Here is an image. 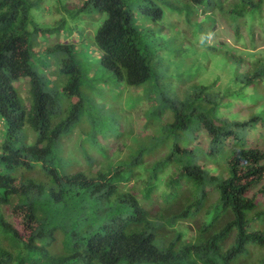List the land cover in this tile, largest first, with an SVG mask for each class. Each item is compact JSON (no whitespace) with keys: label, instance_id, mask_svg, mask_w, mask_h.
<instances>
[{"label":"trees","instance_id":"obj_1","mask_svg":"<svg viewBox=\"0 0 264 264\" xmlns=\"http://www.w3.org/2000/svg\"><path fill=\"white\" fill-rule=\"evenodd\" d=\"M226 1L85 0L77 11L107 15L94 40L88 34L100 65L125 89H143L127 103L143 100L156 126L145 142L129 138L126 160L86 173L66 156L63 136L87 113L86 139L121 134L111 104L123 94L111 103L87 95L99 92L72 43L86 37L76 28L68 29L76 39L41 49L66 55L47 81L30 49L31 0H0V264H233L249 244L264 264V229H251L264 226V53L207 45L203 60L224 75L210 85L166 59L199 47L178 30L164 35L170 11L204 41L208 20L194 18ZM227 17L236 30L253 28L264 0L230 2Z\"/></svg>","mask_w":264,"mask_h":264},{"label":"rangeland","instance_id":"obj_2","mask_svg":"<svg viewBox=\"0 0 264 264\" xmlns=\"http://www.w3.org/2000/svg\"><path fill=\"white\" fill-rule=\"evenodd\" d=\"M214 1L219 2V0ZM233 1L235 0H227L224 4V10L216 8L214 13L208 12L205 7L203 9L206 12L201 14L200 17L194 18V22L196 23L200 21V18L208 20L205 21L207 35L204 37V41H199L196 38L193 28L189 24L187 25L183 18L177 17L171 11L169 12L170 18L166 22L167 24L163 31L164 35H173L175 30H178L182 34L181 38L190 40L194 46L199 47H197V54L190 52L189 54L181 55L176 53L175 56L177 57L166 59L170 62L174 60L178 63L184 61L185 72L183 74L185 76L191 74L193 80L198 84L210 85L219 75L224 76L219 63L215 61L208 63L206 60H203L204 56H201V52L207 45L225 44L239 52L264 53V20L260 22L257 19L253 28H250L247 24H241L240 28L236 30L235 25L227 17L228 5ZM31 2V17L38 25V29L33 24L28 25V29L31 32L30 49L33 52L34 67L42 75H46V80L50 81V74L56 70L53 62H57L58 58H65L66 55L61 52L50 55L43 54L40 52L41 49L64 42V36L70 39H76L75 30L71 35L68 32L69 28H76L78 32L84 31L86 37L78 42L73 41L72 43L78 45L82 51V55L84 54L85 72L89 74L90 81L99 92L98 94L95 92L94 97L93 91L89 88L87 95L91 94L98 103L102 102V98L111 103V100L123 94L119 102H113L111 104L114 110L123 117L121 120L122 133L119 135L112 133L105 134V131H103L97 132L91 140L86 139V135L92 132L93 127L90 121V113L83 114L74 129L63 136L66 156L72 159L78 170L85 171L86 173H90L93 166L98 169H106L109 160L114 162L117 160H126L129 152L128 146L132 145L129 138L137 137L140 141L145 142L155 132L156 126L147 122L144 115L146 106L143 100L133 108H129L127 103L131 97H140L143 89H125L123 85L115 82L112 75L100 65L99 51L91 47L94 45L91 44V38L88 34L92 35L93 33L94 40L97 29L105 21L107 15L94 9L77 11L81 8L85 0H31ZM62 23L66 24L65 28L60 27ZM146 25L151 24L148 22ZM45 67H47L49 73L44 74L46 72ZM175 69L174 65L170 66L171 72H174ZM18 83L16 82L15 85L18 86ZM24 83L21 88L19 87V90L26 97L28 95L27 82ZM83 149H86L87 154L94 159V164H89L87 156L83 154ZM138 191H140V187H138ZM138 191L135 192L137 193ZM10 220L18 225L16 219L10 218ZM263 221L264 218L258 222ZM251 229L262 230L264 226L255 223L251 226ZM190 236H193V234L188 235V237ZM254 246L256 245L249 244L248 252L237 258L233 264H255L258 262L262 258L263 253L261 254L257 248H252ZM251 248L252 254L250 252Z\"/></svg>","mask_w":264,"mask_h":264}]
</instances>
